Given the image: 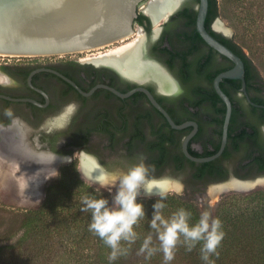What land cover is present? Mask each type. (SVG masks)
I'll return each instance as SVG.
<instances>
[{
	"label": "flooded vegetation",
	"instance_id": "flooded-vegetation-1",
	"mask_svg": "<svg viewBox=\"0 0 264 264\" xmlns=\"http://www.w3.org/2000/svg\"><path fill=\"white\" fill-rule=\"evenodd\" d=\"M145 2L146 5L149 0ZM145 5L139 8V17L135 21V26H140L145 34L144 55L160 65L175 81L178 90L174 93L163 91L153 78L141 83L111 64L91 60L92 56L116 47L97 53L0 54V73H6L11 78V83L0 85V160L7 166L13 164L11 172L14 170L16 173L17 168L25 167L24 164L38 170V162L29 157L56 152L54 162L57 164L52 169L77 157L78 168L82 172L85 159L93 175L97 170L96 160L108 172L119 174L144 161L156 176L150 178L169 180L166 176H158V168L150 164V155L145 147L148 140L157 139L152 130L161 128L168 132L167 119L143 91L123 96L141 85L148 88L177 120L198 123L199 129L190 143L194 150L205 153L208 149H215L222 138L217 130L219 123L223 124L225 114L222 113V102L215 103L212 99L216 92L214 78L219 72L232 67L233 62L196 38V22H187L181 12L187 7L197 10V6L183 0L168 20L160 21L156 26L151 16L145 13ZM142 14L148 19L140 17ZM217 18L211 21V29ZM192 35L196 38L193 43ZM128 40L122 42L127 44L134 39ZM231 80L235 79L221 82L233 102L230 122L233 137L228 140L226 155L221 160V172L218 171L225 178L208 183V191L212 185L224 184L232 177L259 179L254 183L234 180L248 184L240 189L263 185L261 180L264 181V84L255 72L251 73L246 79L248 98L241 90V80ZM9 107L13 109V117L17 118L15 124L12 123L13 118L4 115V109ZM185 129L188 132L184 137L192 126ZM179 136L180 132L175 133L166 142L168 165L163 169L167 167L169 171H175L172 162L175 141ZM64 157L72 159L66 161ZM42 168L47 170L46 165ZM49 173L53 172L45 171V174ZM178 174L177 177L182 176L186 189L190 169L178 171ZM3 177L6 180L13 176ZM84 178L93 182L87 175Z\"/></svg>",
	"mask_w": 264,
	"mask_h": 264
},
{
	"label": "trees",
	"instance_id": "trees-1",
	"mask_svg": "<svg viewBox=\"0 0 264 264\" xmlns=\"http://www.w3.org/2000/svg\"><path fill=\"white\" fill-rule=\"evenodd\" d=\"M181 13L187 22L195 24L197 10L187 7ZM219 16H225L235 27L233 38L211 29V21ZM140 17L148 19L143 14ZM206 26L215 37L243 58L246 79L255 72L264 84V76L255 62L257 53L263 55L264 59V0H210ZM194 33L196 38L205 42L197 28H194ZM196 38L192 35L191 42L196 41ZM212 99L215 103L222 102L224 115V101L216 92ZM171 115L176 122H181L172 113ZM149 121L153 125L152 119L149 118ZM219 124L217 131L221 138L223 124ZM166 126L169 133L161 128L154 129L151 133L157 136V139L145 143L150 155V164L158 168L159 174L163 171L168 165L169 152L166 142L175 133L180 132L181 136L175 141L172 167L177 172L188 168L191 176L182 195L167 197V207L163 213L168 217L178 208L184 207L192 212L190 223L194 224L204 211L195 192H200L212 181L225 178V175L218 174V171L221 172V160L226 155L227 148L220 157L212 161L194 162L185 156L181 148L182 138L188 129H174L167 121ZM232 137L230 124L228 140ZM220 142L219 140L213 150L209 151L207 148L205 153L194 150L191 144L189 149L194 155L207 156L219 149ZM77 167L74 163L61 166L58 175L53 176L45 187L44 199L37 206L21 210L0 208L9 214L6 219H0V264H164L161 251H157L150 259H145L146 254H140L138 251L143 239L150 233L153 236V246H159L155 230L151 229L149 224L154 211L152 205L159 197L138 196V201H143L146 211V216L135 226L139 238L130 247L127 255L110 262V248L89 231L91 214L80 210L81 197L95 195L99 186L89 183ZM100 193L111 203L113 194L102 189ZM211 213L222 221L225 232V237L217 249L219 256L212 254L210 257L214 264H264V188L225 192L215 205L211 206ZM200 248L201 244H197L191 251H187L183 243H178L175 258L170 264H206L201 259Z\"/></svg>",
	"mask_w": 264,
	"mask_h": 264
},
{
	"label": "water",
	"instance_id": "water-1",
	"mask_svg": "<svg viewBox=\"0 0 264 264\" xmlns=\"http://www.w3.org/2000/svg\"><path fill=\"white\" fill-rule=\"evenodd\" d=\"M145 1L0 0V54H68L89 51L117 43L135 34V21L139 16V8L145 5ZM180 1L149 0L144 7V11L151 16L156 26H158L160 21L168 20L179 9L182 3ZM209 6L210 0H199L196 16L197 31L210 47L233 62L232 67L219 72L214 78L215 90L226 105L219 149L207 156L192 154L189 147L192 138L199 129L198 123L195 121L176 122L169 111L145 86L141 85L123 94V96H130L136 91H143L153 106L164 115L172 128L182 130L192 126V130L183 138L182 150L185 156L194 162L212 161L220 157L227 146L233 102L222 88L221 82L225 79L241 80V90L249 98L246 88V67L243 58L215 37L206 26ZM218 21L222 20L218 17L214 21L212 29L215 32L229 36L231 29L228 27V32L217 29L215 25ZM138 29L137 37L133 41L109 52L92 56L91 60L111 64L127 77L141 83H143V80L153 78L158 81L163 91L176 92L178 86L171 76L160 65L145 58L144 42L146 38L143 31ZM156 31H158V28ZM5 98L21 100L9 96H5ZM95 165L96 167L99 165V168H96L95 175H99V172L106 170L98 163V160L95 161ZM165 178L180 182L184 189L185 184L182 176H166ZM230 180L254 183L259 179L232 177ZM89 182L95 184L92 181ZM255 187L257 186L248 189L228 188L223 190L220 195L230 190L249 191ZM211 206L212 201H210V211Z\"/></svg>",
	"mask_w": 264,
	"mask_h": 264
},
{
	"label": "clouds",
	"instance_id": "clouds-1",
	"mask_svg": "<svg viewBox=\"0 0 264 264\" xmlns=\"http://www.w3.org/2000/svg\"><path fill=\"white\" fill-rule=\"evenodd\" d=\"M11 83V78L6 73H0V85ZM4 115L13 118L12 123H17L13 117L11 107L4 109ZM35 161L50 165L57 159L56 152H45L35 157ZM70 161L72 157H64ZM99 168V165L97 166ZM78 168V167H77ZM50 169V168H49ZM53 174L45 176L49 179L58 175L55 169ZM78 170H80L78 168ZM81 171V170H80ZM95 171V170H93ZM82 176L84 173L81 171ZM89 178L99 185L95 195H83L80 199V210L91 214L89 231L103 240L110 248L108 260L115 261L120 256L127 255L130 247L136 243L139 236L135 226L142 217L146 216L145 205L138 196L143 190L149 198L155 194L159 197L152 205L153 214L149 221L150 228L155 230L159 241L158 248L153 246V236L147 235L140 247L139 253L146 254L145 259H150L157 251L163 253L164 264H170L175 258L178 243H183L187 251H191L197 244H201V259L206 264H214L210 260L212 254L219 256L217 251L225 237L222 221L214 217L209 208H205L197 222L190 223L192 212L184 207L178 208L166 217L163 210L167 207L165 201L169 195H182L183 185L178 181L163 182L149 177V165L141 161L122 173L104 170L99 175L89 173ZM100 189L113 193L112 201L100 193Z\"/></svg>",
	"mask_w": 264,
	"mask_h": 264
},
{
	"label": "rangeland",
	"instance_id": "rangeland-1",
	"mask_svg": "<svg viewBox=\"0 0 264 264\" xmlns=\"http://www.w3.org/2000/svg\"><path fill=\"white\" fill-rule=\"evenodd\" d=\"M187 2L196 7L197 6V0H187ZM219 18L223 21H221L224 26H227L231 29V33H229L228 37H234L235 36V27L232 25L231 21L227 18H225V16H219ZM135 28V32H137L138 26H134ZM135 35V34H134ZM133 35V36H134ZM130 36L128 41H131L133 39H135L134 37L136 36ZM126 42H122L119 41L117 43L108 45L106 47L103 48H97V49H93V50H89L88 52H103L106 51L107 48H118L120 46H123V44H125ZM119 45V46H118ZM114 48V49H116ZM103 54V53H101ZM256 64L258 66V68L260 69V71L262 72V75L264 76V59H263V55H259V53H257L256 55ZM79 164V159L77 157H75L72 161L67 162V163H62L59 166H57L55 168L56 171H58L59 167L66 165V164ZM13 164L7 166L6 162H1L0 160V208L4 209V210H21V209H30L32 207L37 206L38 204H40L42 202V200L44 199L45 196V187L49 184L51 178L49 179H45L44 177L46 176L45 171L42 169H38V170H31V174L29 176H25V171H23V168H17L16 169V173L13 170V172L10 171V167ZM17 165V164H16ZM167 168V167H166ZM163 169V171L158 175L160 177H165V176H172V177H177L179 174L177 171H174L173 169H171V171H169V169ZM80 172V171H79ZM13 174V175H12ZM14 174H16L14 176ZM53 174V173H51ZM49 173V175H51ZM3 175L5 177H12V178H8L5 180V178L3 177ZM154 174L152 172L149 171V176L150 177H156L153 176ZM208 187L209 186H205L204 188L201 189L200 192H195V196L197 197V199L200 201L201 205L205 208H209L210 207V201H212V206L215 205V203L218 201V199L220 198L221 195H219L218 197H216L215 199L212 198L213 197V193L210 191H208ZM257 187H261L264 188V185L258 186ZM255 187V188H257ZM185 189H183V193H184ZM232 191V190H230ZM239 191V190H237ZM229 192V191H227ZM225 193V192H224ZM114 195V192L111 193ZM157 195H152L151 197H154ZM139 197H148L147 195H143L140 194ZM210 209V208H209ZM8 212L7 211H2L0 210V219H6L8 217ZM17 238V236L13 239V241H15Z\"/></svg>",
	"mask_w": 264,
	"mask_h": 264
},
{
	"label": "bare ground",
	"instance_id": "bare-ground-1",
	"mask_svg": "<svg viewBox=\"0 0 264 264\" xmlns=\"http://www.w3.org/2000/svg\"><path fill=\"white\" fill-rule=\"evenodd\" d=\"M183 0H181L180 2H182ZM179 2V3H180ZM178 3V4H179ZM216 28L217 29H219V30H221V31H224V32H228V27L227 26H224V24L221 22V21H218L217 23H216ZM134 35V34H133ZM132 35V36H133ZM129 38H126V39H123V40H121V41H124V40H128ZM101 48H103V47H101ZM57 163L56 162H52V164H50V165H46L47 166V170H45L47 173L48 172H50V171H52L51 169L53 168V166L54 165H56ZM38 165H39V167H38V169L40 168H42V166H45V164H42V163H39L38 162ZM24 168H23V171H25V176H29L30 174H31V170H32V168H30L31 166H28L27 164H24ZM37 167V166H36ZM35 168V167H34ZM50 168V169H49ZM82 169H83V172L85 173V175H87V176H89L88 174L89 173H91L90 172V170H89V166H88V164H87V162H86V160L85 159H83V162H82ZM42 170H43V168H42ZM159 181H163V182H170L169 180H165V179H160ZM240 182V181H239ZM239 182H236V181H234V180H232V181H229V182H226V183H224V184H215V185H212L211 187H210V191L213 193V197L212 198H216V197H218L219 195H220V193L223 191V190H225V189H231V188H245V187H247L248 186V184H241V183H239ZM261 184H263L264 185V181L263 180H261ZM143 192V190H141V194H144V192ZM144 195H146V194H144ZM153 195H155V194H153Z\"/></svg>",
	"mask_w": 264,
	"mask_h": 264
}]
</instances>
